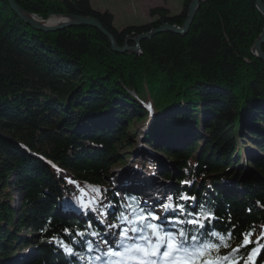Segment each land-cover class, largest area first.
Listing matches in <instances>:
<instances>
[{
	"label": "trees",
	"instance_id": "trees-1",
	"mask_svg": "<svg viewBox=\"0 0 264 264\" xmlns=\"http://www.w3.org/2000/svg\"><path fill=\"white\" fill-rule=\"evenodd\" d=\"M15 1L44 20L59 14L96 18L120 47L134 33L165 23L182 27L192 2L184 1L179 16L157 8L150 12L154 22L118 31L113 15L95 11L89 0ZM263 29L253 0H203L185 37L162 33L141 43L142 55H121L92 28L35 31L0 0V264L94 263L101 254L97 241L108 235L114 217L131 216L137 206L149 209L134 193L119 195L108 182L112 168L128 163L139 138L158 156L143 155L128 174L151 163L160 177L175 180L174 203L188 212L210 208L220 218L216 230L235 233L221 255L250 232L247 249L258 248L259 254L249 260L241 249L240 264H264V237L256 240L264 230V63L251 54ZM133 121H146L148 129L129 133ZM244 132H251L260 156H246ZM71 183L78 190L71 191ZM180 193L196 199L178 201ZM94 199H107L115 208L105 214L107 228L80 207ZM163 217L171 221L178 214ZM65 229L99 235L81 241ZM57 240L82 256H68ZM88 240L96 249L91 253ZM32 246V259L12 260Z\"/></svg>",
	"mask_w": 264,
	"mask_h": 264
},
{
	"label": "snow or ice",
	"instance_id": "snow-or-ice-1",
	"mask_svg": "<svg viewBox=\"0 0 264 264\" xmlns=\"http://www.w3.org/2000/svg\"><path fill=\"white\" fill-rule=\"evenodd\" d=\"M183 183L190 184L191 182L184 181ZM91 191L97 198L102 196L99 187H93ZM195 199L183 193L176 196V200L183 202H194ZM167 201L161 207L166 212L177 213L178 218L175 220L169 221L166 217L157 215L152 209L138 208V206L137 209L132 210L131 216L120 212L114 217L117 222L109 224L108 233L112 239L109 240L108 236H105L102 240V243L107 246L103 254L107 258L105 264H179V262L187 264L193 260L203 261V264H209V261L211 264H240L244 255L241 249L247 252L249 260L259 254L258 248L248 251L247 246L252 242L249 239L251 233L248 232L241 233L244 239L237 247L221 255L222 248L230 247V244L225 242L226 238L231 240L235 233L216 230V224L219 223L220 218L215 215V212L210 208L204 210L203 206H200L201 211L188 212L184 204L174 203L171 195L167 197ZM80 207L85 212H96L99 208L101 215L106 214L103 211L105 205L99 199H94L88 204L81 203ZM107 207L110 208L112 205H107ZM128 207L132 208L131 205ZM181 216L184 218L180 219ZM214 221L216 223H213ZM166 224L171 226V230L165 227ZM185 226H191V230ZM64 231L66 235H75L81 241H84L86 235L93 238L99 235L95 231L90 233L87 231L73 232L70 229ZM208 237L216 243L208 240ZM56 243L68 256L78 258L82 256V253L75 252L69 244L58 240ZM85 247L89 253L96 250L93 240H88ZM96 259L100 260L102 257H96ZM244 264H249V261L245 260ZM252 264H255L254 260Z\"/></svg>",
	"mask_w": 264,
	"mask_h": 264
},
{
	"label": "rangeland",
	"instance_id": "rangeland-1",
	"mask_svg": "<svg viewBox=\"0 0 264 264\" xmlns=\"http://www.w3.org/2000/svg\"><path fill=\"white\" fill-rule=\"evenodd\" d=\"M89 1L91 3L92 8L95 11L110 12L114 17V27L118 31H121L128 27H138V26H143V25L154 22L155 19H153L150 16V12L151 10H154L157 8H164L168 10L170 12V16L172 17L179 16L182 13L185 0H89ZM127 91L128 93L130 92L129 90ZM130 95L133 97H136L135 93L130 92ZM131 113H132V109H130V114ZM91 125L92 124L89 123L88 126H91ZM148 125L149 124L146 123V121H143V122L133 121L131 122L132 130H130L129 133H133L135 132V130H138L140 131V133H142L146 129H148ZM198 132L202 135L204 133L203 127L200 126V130ZM248 133H251V132H244V134H246L248 138L242 140L243 147H245V150H248V153H246L247 154L246 156L248 157V154H249V157H257L258 155L260 156V152L258 151L256 144L254 143L252 137L249 136ZM140 140L141 138H139L138 141H135V142L133 141L135 143L134 150H132L131 152H128L130 153V155H132V157H130L128 163L126 164L129 167L130 166L132 167V165L135 164L134 162L137 161V158L140 157V154H145L147 156V160H150V158L152 159L158 156L155 150H153L152 148L148 147L147 145L143 143L142 144L139 143ZM126 151H129V150H126ZM159 156L161 160L164 162V164L171 166V163L169 162L166 156H163V155H159ZM148 167L152 168L151 163H148ZM248 167L253 168L251 164H249ZM120 171L121 170L116 171L115 169L112 168L110 172L108 182L112 186L113 191H115L119 195L122 194V192L125 189L129 191H133L134 193L136 192L138 196L140 194V196L143 197V200L145 202L141 200L142 204L149 206V207L150 205H153V206L156 205L152 210L156 211L157 213H163V209L161 208V205L163 204V202L165 203L167 201V197L172 192V189H174L176 185V182L174 179L167 180L164 177H160L159 175H157L156 172L153 170H151L150 173L147 172V170H145L143 171L145 173L144 175L142 174L132 175L129 179L130 182H128V184H125L126 187H123L122 181H124L125 178L127 177V171L124 173H120ZM60 176L66 177V175H60ZM141 179H143L144 181L145 180L148 181L149 179H152L153 184H155V191H156V194L154 196H151V192L149 191L150 185L148 184L149 186H146V183H143ZM13 181H15L14 178H13ZM138 184L140 185V187L137 188ZM70 190L71 191L78 190L77 184L73 185V183H71ZM18 197L19 196L17 194L14 197L13 203L15 207H18L19 202H20ZM157 203L159 205H157ZM102 204L105 205V208L103 209L105 213H109L111 210L115 209L114 206L107 199L102 201ZM107 205H112V207L109 208L107 207ZM97 211L92 212L93 214L92 216H94V219L96 220V222H98L99 224L107 228L106 224L108 223L106 221L105 215H101L100 209H98ZM30 233L31 232L29 231V234ZM260 237H264L263 229L258 231V234L256 235V240ZM108 239L111 240L112 238L109 237ZM98 245H101L103 247V243L101 242L100 243L98 242ZM103 249L104 247L102 248V250ZM35 251H36L35 247L32 246L31 248H28L25 251H21L12 260L16 261V259L17 260L25 259L26 261H29L35 256ZM256 256L257 255H255L254 257ZM102 262H103V259L101 260V263ZM179 264H185V262H179ZM187 264H190V263L187 262Z\"/></svg>",
	"mask_w": 264,
	"mask_h": 264
},
{
	"label": "water",
	"instance_id": "water-1",
	"mask_svg": "<svg viewBox=\"0 0 264 264\" xmlns=\"http://www.w3.org/2000/svg\"><path fill=\"white\" fill-rule=\"evenodd\" d=\"M10 9L19 17V19L30 26L32 29L38 32L44 33H56L76 27H88L99 31L109 42L111 51L113 53L125 55H142L141 43L143 41L152 40L155 36L162 33H172L185 37L194 22L197 11L200 7V4L203 0H192L186 20L182 27L176 25H170L168 23L163 24L157 29H154L148 33L144 34H132L125 39V43L120 47L116 41V38L108 32L102 24L93 17H83L69 14H59L49 17L47 20L40 18L35 14H31L23 10L15 0H6ZM257 10L264 18V0H253ZM133 44L132 46L130 44ZM264 29L262 34L255 41L254 46L251 50V54L258 60L264 63Z\"/></svg>",
	"mask_w": 264,
	"mask_h": 264
},
{
	"label": "bare ground",
	"instance_id": "bare-ground-1",
	"mask_svg": "<svg viewBox=\"0 0 264 264\" xmlns=\"http://www.w3.org/2000/svg\"><path fill=\"white\" fill-rule=\"evenodd\" d=\"M143 153V152H142ZM141 181H143V183H146V186H149L150 185V188H149V191L151 192V196H154L156 194V191H155V184H153L152 182V179H149L148 181H144L143 179H141ZM152 182V184H151ZM149 184V185H148ZM157 184V183H156ZM140 187V185L138 184L137 188ZM107 226V224H106ZM107 258L104 257V260H106Z\"/></svg>",
	"mask_w": 264,
	"mask_h": 264
}]
</instances>
